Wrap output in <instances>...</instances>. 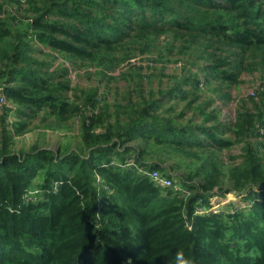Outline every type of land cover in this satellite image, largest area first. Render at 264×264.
<instances>
[{
    "label": "trees",
    "instance_id": "16d2710c",
    "mask_svg": "<svg viewBox=\"0 0 264 264\" xmlns=\"http://www.w3.org/2000/svg\"><path fill=\"white\" fill-rule=\"evenodd\" d=\"M135 51L180 65L161 69L169 85L115 103V122L97 89L72 99L56 64L109 75ZM260 69L264 0H0V264H175L180 249L195 264H264V155L248 140L264 136V98L231 119L201 100L230 99ZM76 115V147L11 146L33 118ZM237 144L243 161L226 173L222 151ZM216 195L239 201L213 208Z\"/></svg>",
    "mask_w": 264,
    "mask_h": 264
},
{
    "label": "rangeland",
    "instance_id": "374dc122",
    "mask_svg": "<svg viewBox=\"0 0 264 264\" xmlns=\"http://www.w3.org/2000/svg\"><path fill=\"white\" fill-rule=\"evenodd\" d=\"M34 55L39 58L47 57L39 51H35ZM153 56H156V51H154V54L151 52L144 54L139 51H135L132 57L125 60L120 65L114 66L112 69H104L109 75L101 74L99 66L80 60L77 62L67 60L61 55L56 61V64L63 62L64 66L70 67L69 77L71 79L70 82L72 88L68 93L72 99H75L74 96L80 95L82 92L87 93L90 90L97 89L100 102L105 98V100L112 104L110 109V120L115 122L118 115H116L115 103L126 104L130 98H137V90L140 87H144L145 89H150L152 87L156 88L160 85L161 79L163 78L164 85H169L172 82L168 79V77L162 78L160 75L161 69L166 66L165 72H173L177 70L180 63L171 61L166 64H162L161 61H155ZM47 58L51 59V57ZM131 70L139 71L144 76L140 78L139 75H136ZM151 73L152 76H148V74ZM263 85L264 69L254 70L252 72L243 71L240 74V81L231 87L230 99L224 100L216 98L217 93L212 90H207L201 100L208 103L205 105L206 112H210L215 109L218 117L231 119L234 118V115L237 109L241 106L243 99H247L251 96L254 97L256 101H260L261 97L264 98V92L261 89ZM213 97L216 98L217 102L213 101ZM7 105L12 106L13 103L9 101ZM247 106L252 107L251 102H249ZM89 111L90 110L88 109V112ZM95 111H97V109ZM196 111L198 112L200 110L196 109ZM192 113H194V110L189 111V114ZM121 117H124L123 113H121ZM200 117L201 115L198 116V118ZM15 119L16 115L13 112H9L6 121L10 129H12L11 122ZM81 121L82 117L80 115L73 116L69 121L60 124L53 123L52 120L46 121L42 116L33 118L26 131L20 133H17L16 131L13 132L11 146L17 151L29 149L33 144H37L42 147H52L55 149H59L64 145L76 147L80 144ZM249 136V141L254 142L255 144L260 143V152L264 155V136ZM241 147L242 144H237L229 150L224 149L222 151L221 156L224 161L223 169L226 173L229 165H236L243 161ZM222 186L230 187V181L225 178L222 182ZM217 188L218 187H216V189ZM228 195L225 197L220 195L214 196L212 199L213 208H220L227 202L229 206L231 203H229V201H239L237 196Z\"/></svg>",
    "mask_w": 264,
    "mask_h": 264
},
{
    "label": "clouds",
    "instance_id": "9594fccd",
    "mask_svg": "<svg viewBox=\"0 0 264 264\" xmlns=\"http://www.w3.org/2000/svg\"><path fill=\"white\" fill-rule=\"evenodd\" d=\"M174 262L175 264H195V260L190 256H186L183 249L175 253Z\"/></svg>",
    "mask_w": 264,
    "mask_h": 264
},
{
    "label": "built area",
    "instance_id": "2783aa9c",
    "mask_svg": "<svg viewBox=\"0 0 264 264\" xmlns=\"http://www.w3.org/2000/svg\"><path fill=\"white\" fill-rule=\"evenodd\" d=\"M5 101H6V96H5V94L1 93L0 94V104L3 105L5 103ZM153 175L156 178H158L163 184H167V185L174 184V181H172V179L170 180L168 178L166 179L165 177H160L157 171H154Z\"/></svg>",
    "mask_w": 264,
    "mask_h": 264
}]
</instances>
